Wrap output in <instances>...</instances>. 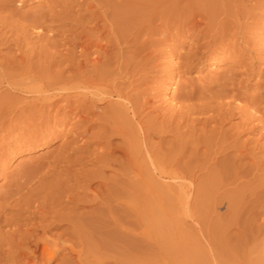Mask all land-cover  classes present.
<instances>
[{"label":"bare ground","instance_id":"1","mask_svg":"<svg viewBox=\"0 0 264 264\" xmlns=\"http://www.w3.org/2000/svg\"><path fill=\"white\" fill-rule=\"evenodd\" d=\"M2 1V11L15 2H18V6L32 3V0ZM139 1L51 0L49 10L35 11L33 20L27 24L28 28L43 29L46 25L49 29L57 28L49 30L51 37L40 44V36L34 42L26 25L22 28L18 25L20 35L13 29L17 32V38L12 44L19 53L17 56L14 53L8 60L5 58L7 61L3 59L5 56L2 58L4 62H0V87L24 94L26 99L18 101V97L9 93L0 96V160L9 151L17 153L44 144L43 134L51 124L67 125L72 116L75 123L71 126L73 140L64 142L51 153L41 156L36 163L19 165L15 178L10 179L7 190L3 192L0 203L2 264H57L58 261L59 264H136L138 257L134 250L137 243L132 227L139 215L136 211L137 182L154 175L164 180L182 178L186 174L182 168L171 170V165L167 163L168 159L165 157L168 155L164 153L163 145L166 134L173 133V130L167 128L172 127L177 117H180V121H189L192 127L193 124H200L207 131L209 126L207 133L212 138L211 143L215 139L212 134L219 136L220 131L224 132V139L220 134L221 141L226 142L225 136L229 132L222 130L225 123L235 116L241 117L235 126H241L245 130L243 127L257 119L250 113L241 112L242 109L238 106H233V101L244 97V93L240 91L243 89H240L242 84L238 87L233 80V83L230 81L232 89L226 90L220 86L221 89L214 94L197 93L195 90L183 92L181 98L185 102L179 108H166L162 97L150 92L148 94L157 77L169 81L183 74V70L191 71L212 60L218 42L229 31L233 32L228 35L229 40L240 41L243 45L238 48L241 55L250 49L248 45L252 42H244L245 31L258 26L252 21L251 25L241 22L245 15L243 16L244 11L242 13L243 9L239 7L245 6L244 0H238L242 2L237 9L235 7L239 4L238 1L233 3L236 10L232 8L235 11L222 19V14L220 17V14L215 15L218 12L214 11V7L213 10L211 8V11L216 12L213 15L204 11L207 9L199 13L195 11L186 21L189 29L182 32L177 24L174 30L163 23L155 25L156 14H152L149 9H154L153 5L159 3V0H155L154 4L151 1ZM254 1L258 7H264V0ZM220 2L222 3L221 0ZM211 5L215 6L213 3ZM73 7H78L77 10L82 11V14L75 15ZM226 10L223 11L224 14L230 12ZM250 16L254 19L253 14ZM12 28L14 26L11 24ZM229 28L231 29L228 30ZM171 39L178 43L184 42L190 47L184 56H180L184 63H173L171 60L175 55L159 48ZM251 51L258 57L264 54V50L255 47ZM32 59L36 61L33 62ZM151 88L150 91H153L154 88ZM260 100L262 106L264 95ZM38 108L44 112H39ZM153 113H156L154 117L151 115ZM196 114L199 117H194ZM206 114L210 115L205 117ZM158 119H162L159 124ZM93 128L95 133L90 137L94 140L92 145L100 148V151L89 153L78 145L77 136L89 134ZM255 128L257 126L253 125L250 130ZM237 137L239 135L236 140ZM232 138L234 135L231 134L230 143L234 140ZM210 139L206 140L209 142ZM262 140L264 137L260 141ZM260 143L257 144L261 145ZM238 144L237 140V146ZM211 145L206 146L211 148ZM226 145L233 154H239L234 157L232 153L223 151L229 154L225 155L224 162L243 157L242 151L239 152L240 145L239 151L236 150L238 147L234 149L235 144ZM244 145L242 149L245 148ZM249 155L251 154L248 153L246 157ZM228 157L234 158L227 159ZM85 159H88L87 162ZM88 162L95 171L82 169ZM77 166L80 169H75ZM44 168L47 170L41 174L40 171ZM72 173L83 175L84 178L78 179ZM110 173L118 179L112 176L117 180H111L107 177ZM37 174L41 175L38 180H34ZM33 181L38 184L31 189L35 183L32 184ZM70 182L73 184L67 185ZM110 184L113 189L109 188ZM78 193L82 196L78 197ZM2 217L5 219L1 220ZM139 260L140 264H151L146 255Z\"/></svg>","mask_w":264,"mask_h":264},{"label":"rangeland","instance_id":"2","mask_svg":"<svg viewBox=\"0 0 264 264\" xmlns=\"http://www.w3.org/2000/svg\"><path fill=\"white\" fill-rule=\"evenodd\" d=\"M50 1L51 0H32L31 4L22 6H18V2H15L11 6L8 5V9L4 8V11H2V9L0 10V25L2 26L3 24L4 26L0 27V62L5 58L8 60L11 55L14 56V53L15 56H17L19 52L15 51L17 49L12 42L15 37L17 38V36H15L17 32H20L19 27L22 28V26L26 25L25 27L28 28V25L34 18L33 14L35 11H48L50 4H52ZM68 1L69 0H67V2ZM140 1L148 3L151 1L153 4L155 3V0ZM159 1L157 0V2H159L157 4L160 5H153L156 13L153 8L149 9L150 11L152 10V14L153 12L154 15L156 14L155 25L165 24L168 25L170 29L172 28L171 30H174L178 25L181 28L180 32H182L183 30L186 31L189 29L186 21L195 11L197 13L204 9L211 11V8L214 7V11L218 12L217 14H215L216 12L214 11L210 13L207 10L204 11L212 15L214 12L217 16L220 14L219 17L222 14V19L225 15L232 14L243 0H221L222 3L220 0ZM1 2L3 1L0 0V3ZM235 2L239 3L236 7L233 4ZM244 2L243 5L245 6L242 8L239 7V9H243L241 12L243 13L244 11L245 13H243L245 17H242L243 19H241V22L246 25H251L252 22H256L258 26L256 29L255 26H253L254 28H252L251 31L250 29L245 31L244 42H252L251 45H248L250 49H247V51H245L246 53L244 52V54L241 55V52H239V46H243L240 41H233V43L229 40L228 35L233 34V32L231 33L229 31L228 37L224 36V39L221 40L222 42H218V47L216 48L217 50L212 60L202 63L191 71L183 70V74L179 77L175 76L174 79L169 81H164L157 77V79H155L156 82L150 86V90H152L151 87H153L154 90H148V94L150 92L151 94L154 93L160 96V98L162 97V101L165 102L163 103L164 107L168 108L172 106L179 108V106L185 102V100L181 98V95L188 90H195V92L203 94H214V92H217L218 89L220 90L222 86L225 87L224 89L226 90L232 89L231 80L235 81L238 87L241 86V84L242 86L245 85V87H240V89L243 88L240 91L242 94L244 93V97L233 101L232 104L234 103L233 106H238L242 109L241 112L244 111V113H250L251 116L254 115L253 117L258 120L250 121L246 126L249 128L246 129V127H243L245 130L242 129L241 126V128L235 126V124L239 123L242 119L241 117L236 118V116L222 126V130L225 129V131L230 133L226 134V142L223 140L224 143H228V146L235 144L234 149L237 147L239 148L240 145L241 150L240 148L236 150H240L239 152L242 151L241 156L243 157L239 159L236 158L237 161L236 159H229L236 157L239 153L233 154V151L225 147L226 144L224 145L223 141L220 139V134L223 136L224 134L222 135V133L224 132L220 131L219 136L216 133H211L213 138H215L211 143L212 138L209 137L210 134L207 133L209 132V126L206 131L200 124H193L192 127L189 121H180V117H177L172 127L170 126L167 128V130H173V133L166 134L167 137L164 141L163 151L168 155L165 158L168 159L167 163L169 162L171 165V170L182 168L183 171H186V174L182 178H166L164 180L154 175L148 179L146 178L144 181L137 182L136 187L138 193L136 198V211L139 215L137 216L138 219L137 217L135 218L132 227L136 234L135 242L137 243L134 250L138 257L136 264H140L139 258L144 255L148 256L151 264H264V248H262L264 247V244H262V242H264V140L260 141L262 137H264V132H262V130H264L262 127L264 126H261L260 123L262 122V125H264V104H262V106L260 105V97L264 95V54L258 57V55L255 56L251 51V48L254 47L259 50H264V7H258L254 0H244ZM212 3L213 5L215 4L217 9L219 8L220 12L215 6L211 5ZM219 3H221V5H219ZM227 4L228 6H226ZM77 9L78 7H73V13L75 12V15L76 13L77 15L82 14V11ZM174 10L176 11L174 12ZM225 10L230 12H225L226 14H224L223 11ZM250 14L254 15L255 20ZM9 16L11 18H9ZM221 19L219 18V20ZM11 24L12 27L14 26L12 29ZM18 25L20 26L18 27ZM46 26L47 27L43 29L28 28V33L32 34L30 37L32 36L31 38L34 42L38 39L37 37L40 36L41 42L39 40V44L42 42L44 43L48 37H51V32L49 30L57 29L56 27H50L49 29V26ZM13 29L16 31L18 29V31L15 32ZM230 29L231 28L228 30ZM10 31L14 35L11 36V33H8ZM154 37L156 38L158 36ZM9 41L11 43H9ZM183 43L184 42L178 43L177 40L171 39L168 43L159 46V48L165 50L166 53L172 52L173 55H175L171 60L173 63H184V60L180 56H184L189 51L190 47ZM254 43L256 45H254ZM7 60L5 59L4 61ZM31 61L34 62L36 59H32ZM233 81L231 82L233 83ZM226 82L227 84H225ZM7 89L6 87H0V96H5L6 93H9L15 98L18 97V101H24L26 99V95H22L21 93L18 94V92L10 89H8V91ZM101 108H104V106ZM37 110H40L39 112L41 113L44 112L43 109L38 108ZM56 110L57 109H55V111L53 110L54 114ZM39 112L37 113L39 114ZM151 115L154 117L156 113ZM207 115L208 114H206L205 117H208L210 114ZM196 116H198V114L194 117ZM168 117L169 115H167V118ZM237 117H239V115ZM73 119L74 117L72 116V121L70 120L67 125H49L48 130L43 134L44 140L42 142L44 144L33 146L17 153L15 151H9L2 160H0V203L1 196L3 192L7 190L10 179L15 178L19 165L28 162L32 164L34 162L36 163L41 156L51 153L59 145L74 139L71 129V126L75 123ZM161 122L162 119H158L157 124ZM251 122H253V124ZM210 125L212 127L213 124ZM233 125L235 126L234 128ZM253 125L257 126V128L254 129L255 131L250 130ZM213 126L215 127V125ZM236 127L237 129H235ZM81 130H83V128ZM94 130L95 128H93L89 134H85L86 136H80V134L77 136L78 145L82 146L84 150L89 153H95L100 149L92 145L94 140L90 137L93 132L95 133ZM20 131H22V129ZM17 133L16 131L15 134ZM233 133L239 135V137H237L238 146L236 140V136L238 135L235 136ZM231 134L234 135V138H232V140L234 139L233 142L236 140L235 143L232 142L233 144L230 143L231 140H229ZM173 135H176V137L174 136V138ZM217 136L219 139H217ZM207 138L208 140L211 138L209 141L210 143L206 140ZM175 139L177 140L176 142ZM222 139H224V136ZM204 140L207 142H204ZM215 140L217 142H214ZM258 142H262L260 143L261 145H258ZM207 144H212L214 148L206 146ZM243 145L245 147L244 149H242ZM206 147L210 150L208 148L207 150ZM257 149L260 150L258 151ZM236 150L234 152H236ZM223 151L229 154L232 153L234 157H228L227 159L229 160L224 162L223 160L226 159L224 158L225 155L229 156V154ZM245 152L251 155H249V157L247 156V158L246 155H248V153ZM250 157H254L255 160ZM170 158L172 159L171 161L175 159V162L173 161L174 163L171 164ZM240 159L243 160L240 161ZM86 160L88 159L84 161L87 162ZM89 163L90 162L82 169L84 171H95V168ZM45 168L43 171H40L41 174L45 173V170L48 169ZM75 169H80V167L77 166ZM237 170L239 171L235 172ZM39 175L37 174L34 180H38L37 178L40 177ZM72 175L74 176L75 173H72ZM80 176L75 175L78 179L84 178V176ZM112 176L117 178V176L111 175V173L107 174V177H110L111 180L113 178ZM61 177L65 178V176ZM117 179L113 178V180ZM36 182L37 181L32 182V184H34L31 186V189L37 187L36 185L38 182ZM69 184H73V182L67 185ZM109 186V188L113 187L111 184ZM78 194V197L82 196L81 193ZM120 198L124 199V197ZM4 219L5 217L1 218V220ZM0 262V264H2V261ZM59 263L60 261L57 262V264Z\"/></svg>","mask_w":264,"mask_h":264}]
</instances>
